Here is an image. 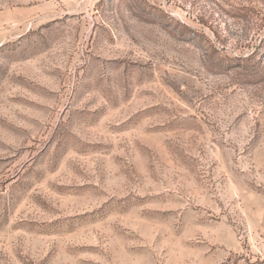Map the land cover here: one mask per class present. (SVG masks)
Segmentation results:
<instances>
[{
	"label": "rangeland",
	"instance_id": "obj_1",
	"mask_svg": "<svg viewBox=\"0 0 264 264\" xmlns=\"http://www.w3.org/2000/svg\"><path fill=\"white\" fill-rule=\"evenodd\" d=\"M0 264H264V0H0Z\"/></svg>",
	"mask_w": 264,
	"mask_h": 264
}]
</instances>
